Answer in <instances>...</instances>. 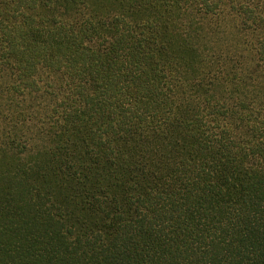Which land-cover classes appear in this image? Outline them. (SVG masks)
Returning a JSON list of instances; mask_svg holds the SVG:
<instances>
[{
	"label": "trees",
	"instance_id": "trees-1",
	"mask_svg": "<svg viewBox=\"0 0 264 264\" xmlns=\"http://www.w3.org/2000/svg\"><path fill=\"white\" fill-rule=\"evenodd\" d=\"M46 1L0 17V89L43 113L0 147V264H264V0Z\"/></svg>",
	"mask_w": 264,
	"mask_h": 264
},
{
	"label": "rangeland",
	"instance_id": "rangeland-1",
	"mask_svg": "<svg viewBox=\"0 0 264 264\" xmlns=\"http://www.w3.org/2000/svg\"><path fill=\"white\" fill-rule=\"evenodd\" d=\"M13 0H0V17L8 22L13 23L15 13L12 10ZM38 22L50 18L52 11L46 0H36V6L26 10ZM213 24V18L211 19ZM218 26L214 25V29L218 30L217 38L220 39L221 46L215 51L220 60L227 61L235 72H239L240 68L245 72H249L254 68L255 62L251 59L250 43L237 41L238 28H235L233 18L225 15L224 19L218 21ZM204 32L203 30L201 33ZM213 36L210 33L206 38ZM216 39V38H215ZM241 64H248L241 67ZM255 72H264L263 68H256ZM40 99L34 97L31 101H19L13 94L6 93L0 89V147H4L9 140L19 142L12 138L14 133L21 135L25 139L31 137L35 132L36 126L40 119L43 118L42 108L39 104ZM22 140V142H24ZM7 148H10L8 145Z\"/></svg>",
	"mask_w": 264,
	"mask_h": 264
}]
</instances>
